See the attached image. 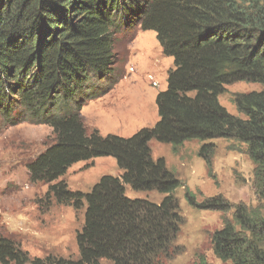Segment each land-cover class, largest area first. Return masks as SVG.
<instances>
[{
    "label": "trees",
    "instance_id": "16d2710c",
    "mask_svg": "<svg viewBox=\"0 0 264 264\" xmlns=\"http://www.w3.org/2000/svg\"><path fill=\"white\" fill-rule=\"evenodd\" d=\"M135 27L153 31L172 58L166 89L155 97L158 120L127 137L89 132L80 111L117 80L114 41L131 38ZM237 81L261 86L234 95L242 117L218 101L224 85ZM20 122L48 125L54 135L26 163L29 181L46 184L45 197L59 204L84 208L83 223L76 258L30 257L0 234V264H160L173 254L183 223L174 195L181 182L152 157L151 141L174 152L192 140L243 144L264 202V0H0V125ZM214 147L198 149L209 167ZM99 157H112L120 174L102 175L85 192L69 190L67 169ZM127 187L163 197L131 198ZM184 198L198 210L233 208L211 237L221 261L264 264V209L232 206L220 195L197 201L187 189Z\"/></svg>",
    "mask_w": 264,
    "mask_h": 264
},
{
    "label": "rangeland",
    "instance_id": "374dc122",
    "mask_svg": "<svg viewBox=\"0 0 264 264\" xmlns=\"http://www.w3.org/2000/svg\"><path fill=\"white\" fill-rule=\"evenodd\" d=\"M131 35H117L114 41L113 68L118 78L113 86L104 95L88 101L80 111L89 132L97 129L102 135L127 137L143 127H152L158 120L155 97L166 89L172 58L162 54L153 31L135 27ZM260 89L258 83L233 82L224 85L218 101L229 113L242 117L233 103L234 95ZM53 140L52 129L45 124L0 125V234L12 237L30 257L52 254L76 258L75 237L83 223L84 208L75 209L55 202L52 196L45 197L47 185L30 182L25 166ZM202 143L215 146L210 167L198 156ZM149 145L152 157L163 158L181 182L174 195L183 223L173 242V254L161 258L160 264H197L201 258L210 264H231L215 255L211 237L222 227L224 218H231L233 208L224 213L198 210L188 205L184 192L187 189L194 193L197 201L220 195L232 206L245 204L264 209V202L255 192V165L246 147L227 139L188 141L176 152L170 145L154 140ZM106 174H120L112 157L75 163L62 179L69 190L85 192ZM126 195L147 197L156 203L163 197L155 191L136 192L128 187ZM100 262L112 264L106 259Z\"/></svg>",
    "mask_w": 264,
    "mask_h": 264
},
{
    "label": "built area",
    "instance_id": "2783aa9c",
    "mask_svg": "<svg viewBox=\"0 0 264 264\" xmlns=\"http://www.w3.org/2000/svg\"><path fill=\"white\" fill-rule=\"evenodd\" d=\"M153 86H156V82L153 81Z\"/></svg>",
    "mask_w": 264,
    "mask_h": 264
}]
</instances>
